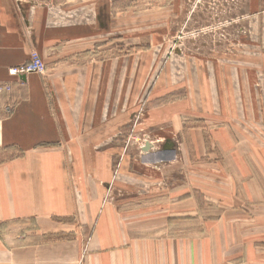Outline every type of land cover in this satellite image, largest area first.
I'll return each mask as SVG.
<instances>
[{
	"label": "crops",
	"instance_id": "crops-1",
	"mask_svg": "<svg viewBox=\"0 0 264 264\" xmlns=\"http://www.w3.org/2000/svg\"><path fill=\"white\" fill-rule=\"evenodd\" d=\"M21 10L16 0H0V85L12 87L0 94V264H219L238 256L234 264H264V162L243 147L240 131L209 130V151L195 133L199 161H218L209 173L217 187L206 183L208 176L199 186L176 184L175 172L162 171L150 203L138 200L137 185L133 204L129 195L107 203L98 179L111 180L118 156L107 144L120 142L124 125L113 122L117 128L107 134V41H87V34L74 46L62 41L72 29L55 25L47 13L38 17L39 11L38 19ZM90 21L80 31L90 33ZM34 51L46 73L11 77L9 70ZM113 92L120 106L136 101L135 90H125L122 104L120 91L109 88L108 95ZM200 186L207 190H193ZM160 222L161 229H151ZM238 227L246 242L235 235Z\"/></svg>",
	"mask_w": 264,
	"mask_h": 264
},
{
	"label": "rangeland",
	"instance_id": "rangeland-1",
	"mask_svg": "<svg viewBox=\"0 0 264 264\" xmlns=\"http://www.w3.org/2000/svg\"><path fill=\"white\" fill-rule=\"evenodd\" d=\"M16 2L25 15L36 16L41 11L38 17L47 13L55 25L72 29L67 32L72 34L71 41L65 38L63 42L75 46L87 34V41H107V134L116 130L113 122L124 124L119 129L120 142L107 144V152L115 151L118 156L111 161V180L98 179L107 203L127 195L131 199L135 185L143 189L138 200L150 203L162 171L175 172L172 178L176 184L197 182L195 186H199L208 176L206 183L217 187L218 183L213 185L217 177L211 173L217 171L214 163L218 161H199L198 155L201 143L210 150L209 130L237 128L243 147L264 162V0ZM89 19L94 21L92 31H80L81 24H93ZM95 55L98 59L102 53ZM136 76L141 78L140 86V79L135 84ZM109 88L120 91L117 99H122L121 104L125 90H135L136 101L115 104L116 94L109 96ZM195 133H200L201 143L196 142ZM176 156L178 162L170 164ZM204 164L208 168H201ZM98 166L97 161V178H101L104 168ZM166 174L164 183L168 182ZM193 190L201 193L207 189L200 186ZM212 196L208 197L211 201ZM202 201L204 204V197ZM211 205L203 208L218 214L219 208ZM164 225L153 224L151 229ZM200 228L198 225L196 230ZM237 230L239 241L246 242L240 237L241 227ZM197 240H192V247L199 246ZM238 257L219 264H228L230 259L234 264ZM238 264L244 263L240 260Z\"/></svg>",
	"mask_w": 264,
	"mask_h": 264
},
{
	"label": "built area",
	"instance_id": "built-area-1",
	"mask_svg": "<svg viewBox=\"0 0 264 264\" xmlns=\"http://www.w3.org/2000/svg\"><path fill=\"white\" fill-rule=\"evenodd\" d=\"M46 73V64L41 57V55L34 51L30 55V59L27 63L13 67L9 70V75L11 77H21L29 74H41L44 75ZM12 87L10 85H0V94L11 93Z\"/></svg>",
	"mask_w": 264,
	"mask_h": 264
}]
</instances>
